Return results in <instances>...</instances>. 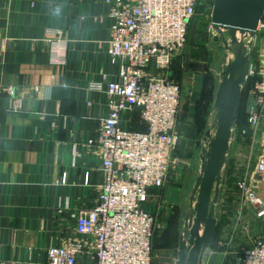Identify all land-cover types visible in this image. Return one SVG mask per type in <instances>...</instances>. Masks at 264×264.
Masks as SVG:
<instances>
[{"label": "crops", "instance_id": "crops-1", "mask_svg": "<svg viewBox=\"0 0 264 264\" xmlns=\"http://www.w3.org/2000/svg\"><path fill=\"white\" fill-rule=\"evenodd\" d=\"M109 13L104 0H0V264H47L49 248L84 239L76 216L95 206L104 182L101 151L88 140L108 116L106 90L89 84L115 82L120 70L107 51ZM54 32H62L64 65L50 61ZM188 77L179 84V154L206 132L192 101L200 77ZM204 87L210 104L216 92ZM120 128L145 131L140 110L123 112ZM254 189L264 195V185ZM77 260L93 264L92 246Z\"/></svg>", "mask_w": 264, "mask_h": 264}, {"label": "built area", "instance_id": "built-area-1", "mask_svg": "<svg viewBox=\"0 0 264 264\" xmlns=\"http://www.w3.org/2000/svg\"><path fill=\"white\" fill-rule=\"evenodd\" d=\"M200 1L104 0L111 21L107 51L120 59L115 82L89 84V90L105 89L108 95V116L88 140L101 151L104 182L95 206L76 216V231L84 239L49 248L47 264H80L77 258L89 246L93 264H152L156 219L145 206L151 192L164 186L173 163L181 86L170 79V71L188 46ZM262 32L264 17L257 35ZM54 35L50 61L64 65L62 32ZM249 81L246 122L238 134L259 140L260 154L241 192L252 220L263 229L252 246L226 253L221 264H264V195L254 189L255 182L264 185V53L252 57L245 85ZM5 92L14 103V88ZM139 106L145 131L121 129L122 113Z\"/></svg>", "mask_w": 264, "mask_h": 264}, {"label": "rangeland", "instance_id": "rangeland-1", "mask_svg": "<svg viewBox=\"0 0 264 264\" xmlns=\"http://www.w3.org/2000/svg\"><path fill=\"white\" fill-rule=\"evenodd\" d=\"M212 6L213 0L200 1L193 19L196 22L195 44L193 47L188 44L184 53L175 59L170 71V79L178 84L188 80L191 72L199 75L200 80H193L200 83L197 89L199 93L192 101L199 103L200 116L205 113L206 125L203 131L209 130L211 134L216 115L213 111L215 97L210 96L209 104L205 93L207 87L204 86L210 82L212 91L216 92L220 74L227 61L232 58V54L225 49L220 39L217 42L214 40V36L218 34L211 27ZM263 34L262 32L258 35L254 41V60L258 59L260 45L264 44ZM247 86L250 91L249 83L243 90ZM246 102L245 98L241 100L235 135L233 134L227 162L221 173V192L215 208V217L218 220L216 237L205 255L204 264H221L226 253L249 248L262 235L263 227L252 220V209L245 205L241 192V185L253 175L256 158L260 154L259 140L253 141L251 133L241 137L238 134L245 122ZM190 145L186 152L174 153L164 186L151 192L145 206L156 219L152 264H175L174 251L178 249L180 237L185 232V218L193 215L197 197H193L192 191L201 174V147L196 142Z\"/></svg>", "mask_w": 264, "mask_h": 264}, {"label": "water", "instance_id": "water-1", "mask_svg": "<svg viewBox=\"0 0 264 264\" xmlns=\"http://www.w3.org/2000/svg\"><path fill=\"white\" fill-rule=\"evenodd\" d=\"M263 17L264 0H213L211 27L218 34L214 40L220 39L232 58L220 74L215 93L213 133L207 130L202 134V140L196 142L201 147V174L192 191L197 202L193 215L186 219L178 249L174 251L175 264H204L205 255L215 241L218 224L215 208L221 192V173L239 117L253 44L258 36L257 27ZM195 37L196 22H193L189 31L191 47L195 44ZM136 108L143 109L141 106Z\"/></svg>", "mask_w": 264, "mask_h": 264}, {"label": "trees", "instance_id": "trees-1", "mask_svg": "<svg viewBox=\"0 0 264 264\" xmlns=\"http://www.w3.org/2000/svg\"><path fill=\"white\" fill-rule=\"evenodd\" d=\"M188 44H189V43H188ZM174 61H175V60H174ZM248 83H249V85H250V84H252V81H249ZM245 86H246V85H245ZM248 89H249V88H248V86H247V88H245V89L242 91V98H241L242 101H243L244 98L247 99V97H248V92H249ZM240 108H241V107H240ZM239 114H240V113H239ZM244 117H245L244 119H245V122H246V113H245V116H244ZM178 118H179V117H178ZM238 119H239V118H238ZM245 122H244V123H245ZM242 126H243V125H242ZM242 126H241V127H242Z\"/></svg>", "mask_w": 264, "mask_h": 264}, {"label": "flooded vegetation", "instance_id": "flooded-vegetation-1", "mask_svg": "<svg viewBox=\"0 0 264 264\" xmlns=\"http://www.w3.org/2000/svg\"><path fill=\"white\" fill-rule=\"evenodd\" d=\"M203 137H204V136L202 135L200 139L202 140ZM186 219H187V217L185 218V221H186Z\"/></svg>", "mask_w": 264, "mask_h": 264}]
</instances>
